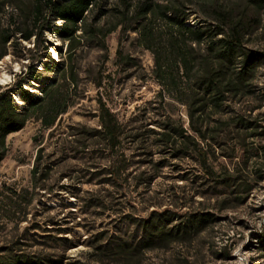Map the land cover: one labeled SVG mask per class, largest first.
<instances>
[{
	"label": "trees",
	"instance_id": "16d2710c",
	"mask_svg": "<svg viewBox=\"0 0 264 264\" xmlns=\"http://www.w3.org/2000/svg\"><path fill=\"white\" fill-rule=\"evenodd\" d=\"M246 1L248 8L219 0H32L24 9L25 17L10 14V25H0V59L19 38L33 40L47 59L38 68L28 58L17 82L7 88L0 84V162L10 133L21 130L32 117L51 128L68 111L69 95L57 91V79L41 82L43 71L57 66L64 77L75 80L76 49L85 43L105 47L106 37L118 29L122 35L136 33L153 55L152 75L161 88L136 106L135 126L129 129V121L100 101V128H94L90 138L100 137L116 154L110 172L116 181L129 168L131 157L124 148L128 137L136 149H150L148 163L153 170L147 183L158 178L171 161L185 162V169L176 166L177 171L187 170L180 177L203 198V207L184 209L185 204H176L143 215H125L124 225L132 226L133 232L120 236L97 232L96 240L88 243L95 263L147 264L151 251L192 244L220 219L214 206L202 203L210 193L223 211L246 202L264 183V50L249 45L260 27L264 0ZM190 5L204 12L196 25L189 23ZM102 19L106 25L98 24ZM46 31L66 46V53L56 47L61 60L51 57ZM27 51L31 55L32 49ZM117 58L125 70L137 65L120 46ZM27 83L37 86L41 94L25 88ZM176 104L185 107L187 120L175 116ZM149 125L155 128L147 129ZM38 168L36 164L32 169L34 177ZM256 239L264 253V227ZM79 263L43 250L12 248L0 254V264Z\"/></svg>",
	"mask_w": 264,
	"mask_h": 264
},
{
	"label": "rangeland",
	"instance_id": "374dc122",
	"mask_svg": "<svg viewBox=\"0 0 264 264\" xmlns=\"http://www.w3.org/2000/svg\"><path fill=\"white\" fill-rule=\"evenodd\" d=\"M31 1L0 0V25H10V14L25 17L24 9ZM219 1L248 8L246 0ZM189 10L190 24L196 25L197 19L204 18L200 8L190 5ZM259 17L260 27L251 35L249 45L264 50V10ZM98 24L106 22L102 19ZM46 35L51 57L61 60L56 47L66 53V46L52 31H46ZM33 42L19 38L0 59V84L4 88L22 77L28 58L38 68L44 67V52ZM101 46L85 43L76 49L75 80L64 77L57 66L43 71L41 82L57 79V91L69 95L68 111L58 117L53 127L45 128L42 119L32 117L21 130L6 138L7 151L0 162V254L12 248L43 250L78 260L79 264H97L88 243L97 232H114L117 236L133 232L132 226L126 229L124 225L125 215H143L153 208L176 204H185L184 209L203 207V198L195 195L190 183L180 177L187 170L177 171L181 165L185 169V162L171 161L158 178L147 183L153 170L148 163L150 149H136L132 137L124 145L131 157L129 168L119 181L111 176L116 154L106 148L100 137L90 138L93 129L100 128V103L107 104L121 120L129 121L130 129L139 113L136 106L151 99L161 87L152 75L153 55L136 33L122 35L118 29L106 37L105 47ZM119 46L137 62L136 66L125 70L119 64ZM28 48L32 49L31 55ZM4 74L6 79L1 80ZM25 88L41 94L35 85L27 83ZM173 112L187 120L184 106L176 104ZM36 164L39 172L34 177L32 169ZM215 200L210 193L207 202H202L205 207L214 206L212 210L220 218L211 228L200 233L192 244L149 252L147 264H264V253L256 243L264 227V183L236 207L219 211L221 204Z\"/></svg>",
	"mask_w": 264,
	"mask_h": 264
},
{
	"label": "bare ground",
	"instance_id": "6f19581e",
	"mask_svg": "<svg viewBox=\"0 0 264 264\" xmlns=\"http://www.w3.org/2000/svg\"><path fill=\"white\" fill-rule=\"evenodd\" d=\"M62 21L61 20H58L57 21V23H61ZM5 75V74H4ZM4 79H6V75L5 76H3V79L1 78V80H4Z\"/></svg>",
	"mask_w": 264,
	"mask_h": 264
}]
</instances>
